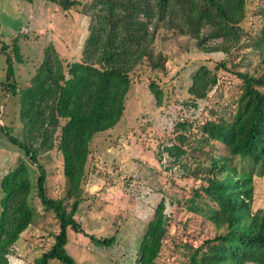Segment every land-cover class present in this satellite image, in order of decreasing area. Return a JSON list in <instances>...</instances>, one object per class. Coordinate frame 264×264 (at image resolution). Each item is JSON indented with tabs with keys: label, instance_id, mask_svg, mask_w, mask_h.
<instances>
[{
	"label": "rangeland",
	"instance_id": "obj_1",
	"mask_svg": "<svg viewBox=\"0 0 264 264\" xmlns=\"http://www.w3.org/2000/svg\"><path fill=\"white\" fill-rule=\"evenodd\" d=\"M76 1L80 4L64 9L47 0H0V183L23 162L31 182L28 203L34 210L31 223L10 247L8 264H36L59 230L55 214L37 195L39 169L22 149L8 141L2 127L24 140L20 93L31 85L48 47L56 50L65 69L67 63L83 59L92 0ZM263 10L264 0H247L246 16L240 23L242 40L228 52L203 50L195 39L162 28L154 46L166 55L164 70L141 64L131 73L123 115L114 127L91 138L76 190L63 172V157L57 148L59 129L52 148L37 151L45 170L47 195L61 199L67 211L79 198L74 217L84 232L68 229L65 245L76 264H141L140 241L160 201L164 203L165 232L150 264H190L197 245L226 230V224L216 226L203 213L190 209L193 199L205 208L194 191L207 185L212 162L227 153L220 141L204 140L201 125L207 120H230L242 92L238 73L264 70L260 53L252 46L264 22ZM14 39L20 48V62L11 50ZM2 45H7L5 51ZM4 54L12 61L15 95L7 84L10 80L6 78ZM200 66L216 77L215 85L203 98L189 90ZM151 81L157 84L161 101L149 87ZM259 89L264 91V87ZM63 122L61 119L60 124ZM173 145L178 148L177 156L168 152ZM230 163L239 168L243 162L234 157ZM251 175L250 211L264 213V162L255 164ZM2 196L0 187V200ZM90 234L97 238L113 236L114 240L106 246L91 240ZM50 264L63 263L53 259Z\"/></svg>",
	"mask_w": 264,
	"mask_h": 264
},
{
	"label": "trees",
	"instance_id": "obj_2",
	"mask_svg": "<svg viewBox=\"0 0 264 264\" xmlns=\"http://www.w3.org/2000/svg\"><path fill=\"white\" fill-rule=\"evenodd\" d=\"M47 1L56 2L64 9L80 4L76 0ZM246 4L247 0H92L88 6L91 21L83 59L67 63L65 69L52 46L45 50L31 85L20 93L24 140L2 127L8 141L22 149L31 164L39 169L38 198L58 220L54 242L36 259V264H50L53 259L76 264L65 248L67 232L68 229L84 232L74 217L79 198L72 201L67 211L61 199L47 195L45 170L38 161L37 151L52 148L54 134L59 129L57 148L63 157V172L76 190L84 173L91 138L114 127L123 115L131 73L141 64L164 70L166 55L154 46L159 31L165 28L186 35L206 51L228 52L242 40L240 23L246 16ZM261 16L264 21V10ZM252 46L264 62V22ZM6 48L7 45L1 46L2 51ZM11 50L20 62V48L15 39ZM4 55L6 78L10 80L7 84L15 95L12 61L9 54ZM238 76L243 85L232 118L207 120L201 125L204 140L220 141L227 153L212 162L213 173L207 178V185L194 191L205 208L196 205L194 199L190 201L192 211L203 213L216 226L226 224V230L197 245L190 255V264H264V213L250 211L252 169L264 162V91L259 89L264 87V70L258 74L238 73ZM215 83V75L200 66L189 90L195 97L203 98ZM149 87L159 100L157 84L151 81ZM61 119H64L62 124ZM168 152L174 156L179 154L174 145ZM234 157L243 162L239 168L230 163ZM222 172H225L223 176ZM0 187L3 192L0 264H8L10 247L34 216L28 203L31 182L26 165L21 162L8 172ZM163 212L164 203L160 201L140 241L138 261L141 264H150L159 250L165 232ZM88 236L106 246L114 240L113 236Z\"/></svg>",
	"mask_w": 264,
	"mask_h": 264
},
{
	"label": "built area",
	"instance_id": "obj_3",
	"mask_svg": "<svg viewBox=\"0 0 264 264\" xmlns=\"http://www.w3.org/2000/svg\"><path fill=\"white\" fill-rule=\"evenodd\" d=\"M202 222H204L205 220L203 218H201Z\"/></svg>",
	"mask_w": 264,
	"mask_h": 264
},
{
	"label": "crops",
	"instance_id": "obj_4",
	"mask_svg": "<svg viewBox=\"0 0 264 264\" xmlns=\"http://www.w3.org/2000/svg\"><path fill=\"white\" fill-rule=\"evenodd\" d=\"M114 129V128H113Z\"/></svg>",
	"mask_w": 264,
	"mask_h": 264
}]
</instances>
